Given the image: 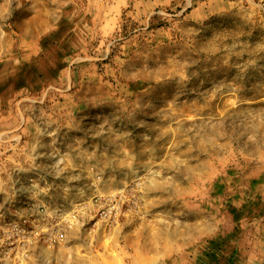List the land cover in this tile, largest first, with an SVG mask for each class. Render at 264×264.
Here are the masks:
<instances>
[{"label":"rangeland","instance_id":"374dc122","mask_svg":"<svg viewBox=\"0 0 264 264\" xmlns=\"http://www.w3.org/2000/svg\"><path fill=\"white\" fill-rule=\"evenodd\" d=\"M0 264H264V0H0Z\"/></svg>","mask_w":264,"mask_h":264},{"label":"built area","instance_id":"2783aa9c","mask_svg":"<svg viewBox=\"0 0 264 264\" xmlns=\"http://www.w3.org/2000/svg\"><path fill=\"white\" fill-rule=\"evenodd\" d=\"M15 228H16V226L14 225V230H15ZM16 231V230H15ZM14 234H15V232H14Z\"/></svg>","mask_w":264,"mask_h":264}]
</instances>
